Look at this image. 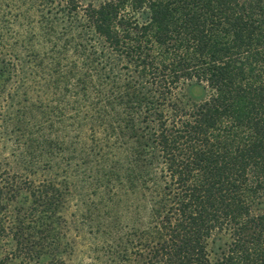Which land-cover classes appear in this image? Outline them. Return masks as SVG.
<instances>
[{
    "label": "trees",
    "instance_id": "obj_1",
    "mask_svg": "<svg viewBox=\"0 0 264 264\" xmlns=\"http://www.w3.org/2000/svg\"><path fill=\"white\" fill-rule=\"evenodd\" d=\"M0 126L25 264H64L75 179L123 264H264V0H0Z\"/></svg>",
    "mask_w": 264,
    "mask_h": 264
},
{
    "label": "rangeland",
    "instance_id": "obj_2",
    "mask_svg": "<svg viewBox=\"0 0 264 264\" xmlns=\"http://www.w3.org/2000/svg\"><path fill=\"white\" fill-rule=\"evenodd\" d=\"M80 1L83 4H88L98 3L101 0ZM2 128L0 126V160L4 165L3 168L9 170L11 174L25 172L28 164L25 163L23 157L18 156L22 149H26L23 144L24 141H17L18 134L11 137L6 133L3 134ZM32 170V178L37 182L53 176L47 169L36 173H34L35 168ZM72 184L73 186L68 190L69 201L63 213L64 220L57 227L66 231V236L63 238L64 243L59 253L60 258L65 260L64 264H123L120 262L118 254H116L120 251V248L116 247L120 234L109 237L112 234L106 236L104 228H97V221L101 220L102 224L103 220L109 222L111 215L106 216L103 208L99 211L93 210L90 215L87 208H84L86 204H83V199L87 198L89 204L92 203L91 200L93 199L89 198L88 193L87 197H84L83 185L77 182L76 179ZM94 202L98 203V201ZM117 210V207H115L112 218H116ZM0 234V264H25L23 258L14 256L16 245L11 237ZM121 235H124V231L121 232ZM28 262H30L28 264H37L33 260Z\"/></svg>",
    "mask_w": 264,
    "mask_h": 264
}]
</instances>
